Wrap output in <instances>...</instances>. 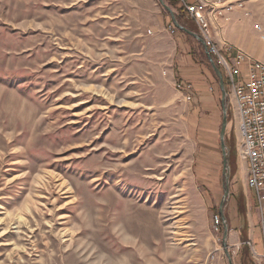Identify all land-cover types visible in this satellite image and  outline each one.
I'll return each instance as SVG.
<instances>
[{"label": "rangeland", "instance_id": "obj_1", "mask_svg": "<svg viewBox=\"0 0 264 264\" xmlns=\"http://www.w3.org/2000/svg\"><path fill=\"white\" fill-rule=\"evenodd\" d=\"M219 1L244 3L230 23L264 60V0ZM163 16L159 0H0V264H229L221 125L204 144L189 129L163 72L174 42L149 32ZM233 108L224 214L243 241Z\"/></svg>", "mask_w": 264, "mask_h": 264}, {"label": "built area", "instance_id": "obj_2", "mask_svg": "<svg viewBox=\"0 0 264 264\" xmlns=\"http://www.w3.org/2000/svg\"><path fill=\"white\" fill-rule=\"evenodd\" d=\"M188 16L195 22L198 34L203 39L215 64L225 71L229 83L228 93H235V99L241 101L243 121L233 120L237 130L243 131V139L238 140V154L246 163L247 179L254 196V205L259 218L261 230V246H257L254 238L240 241L231 252L236 253L243 245L249 247L252 258L258 264H264V61L252 53L238 47L225 38L216 40V32H221L232 21V13L242 10L245 16L251 13L242 2H221L219 0H196L190 3L181 0ZM209 22H216V30H209ZM168 30L174 34L178 28L173 21ZM264 40V35H262ZM217 48H224V56H217ZM177 90L184 95L186 101L192 100V85L177 82ZM232 106V100H228ZM221 214L214 216L213 226L218 231L222 228ZM215 257L212 254L211 258Z\"/></svg>", "mask_w": 264, "mask_h": 264}, {"label": "crops", "instance_id": "obj_3", "mask_svg": "<svg viewBox=\"0 0 264 264\" xmlns=\"http://www.w3.org/2000/svg\"><path fill=\"white\" fill-rule=\"evenodd\" d=\"M188 2L195 3L196 0H188ZM171 22L172 18L170 20V18L163 16L162 21H160L156 26H154L153 30H149V32L157 39L159 38V36L166 35V37L172 39V41L174 42V46H172L170 52L171 55L163 72L166 71L169 79H171L175 84L176 82H182L192 85V101H186L182 93H179V95L181 96L183 101L189 102L188 105L191 111L187 119L189 129L196 130L199 134L198 139L202 140V144H204L203 142L206 141V134H213V131L217 129L219 125L222 126V92L219 84V79L208 58L206 46L204 45V43H202L200 40H198L197 38H195L184 30L178 29L174 34H171L168 30V25ZM236 26L237 25H235L234 22L227 24L221 32L215 33L216 40H221L223 36V38H225L232 44L243 48L244 50L252 53L255 57L259 58L258 55H256L252 50H250L246 46H244V44L239 40V38L236 37V34H234L235 30L236 28L240 29ZM220 70L224 77L225 71H223V69L221 68ZM224 82L227 88L225 78ZM218 123L219 125H217ZM238 157L239 154H237V158ZM239 160H241L240 157ZM241 175L244 180L243 185L245 189V194L249 200L247 207L249 209V215L251 217L246 238L249 239L253 237L255 242L257 243V246L260 248L261 230L259 227V218L257 215L256 207L254 205L253 193L247 186L246 163L243 160H241ZM239 234L240 233H237L236 236L238 242H240L241 240ZM234 239L235 238L229 232L228 244L231 247H235V245L238 243L236 241H233ZM229 240L231 241L230 243ZM243 248L244 247L242 246L240 249ZM247 257L249 259L248 255ZM214 259L213 264H225V261L222 256L215 254ZM254 264L258 263L254 260Z\"/></svg>", "mask_w": 264, "mask_h": 264}, {"label": "water", "instance_id": "obj_4", "mask_svg": "<svg viewBox=\"0 0 264 264\" xmlns=\"http://www.w3.org/2000/svg\"><path fill=\"white\" fill-rule=\"evenodd\" d=\"M160 4L166 9V11L170 14L173 23L176 25V27L180 30H184L186 32H188L189 34H191L192 36H194L195 38H197L198 40H200L202 43H204L203 39L201 38L200 34L190 31L186 28H184V26H182L177 17H176V13L175 11L166 3L165 0H159ZM205 45V43H204ZM206 52L208 54V58L213 66V69L219 79V84H220V88H221V92H222V111H223V121H222V126H221V130H220V146H221V152H222V157H223V176L225 178V182L223 185L224 188V194H223V198L222 201L220 203V214L222 216L223 219V223H224V235H223V241L222 244L225 248V255L228 259V263L229 264H234V259H233V255L232 252L230 251L229 248V244H228V238H229V225L226 221V216L224 214V208L226 206V202L230 196V160H229V151H228V147L225 141V136H226V131H227V126H228V101H227V90H226V86H225V82H224V77L223 74L220 70V68L215 64L212 56L210 55V53L208 52V49L206 48Z\"/></svg>", "mask_w": 264, "mask_h": 264}, {"label": "trees", "instance_id": "obj_5", "mask_svg": "<svg viewBox=\"0 0 264 264\" xmlns=\"http://www.w3.org/2000/svg\"><path fill=\"white\" fill-rule=\"evenodd\" d=\"M166 1V3L173 9V10H175V13H176V17H177V19H178V21H179V23L182 25V26H184V27H186V28H188V29H190V30H192V31H196V32H198V28L196 27V24H195V22L188 16V14H187V12H186V10H185V7H184V5H183V2L181 1V0H165ZM185 17H187L188 19H190L191 21H192V24L195 26H193V27H189V26H187L186 24H185V22H186V20H184V18ZM229 113H231V109L229 108ZM248 238H246L245 240H247ZM245 240H243V241H245ZM243 247L244 248H246L247 250H248V252H249V247L248 246H246V245H243ZM249 255H250V259H251V261H252V263L254 264V260H253V258L251 257V254H250V252H249Z\"/></svg>", "mask_w": 264, "mask_h": 264}, {"label": "bare ground", "instance_id": "obj_6", "mask_svg": "<svg viewBox=\"0 0 264 264\" xmlns=\"http://www.w3.org/2000/svg\"><path fill=\"white\" fill-rule=\"evenodd\" d=\"M217 56H224V48H217ZM229 96L232 100V103L235 106V115L237 121H243V110L241 109V101L239 99H235V93H229ZM238 131L239 140L243 139V131ZM247 186L250 189V180H247Z\"/></svg>", "mask_w": 264, "mask_h": 264}]
</instances>
